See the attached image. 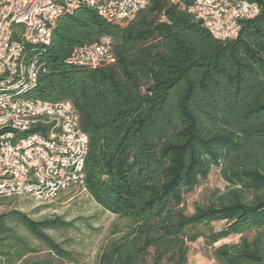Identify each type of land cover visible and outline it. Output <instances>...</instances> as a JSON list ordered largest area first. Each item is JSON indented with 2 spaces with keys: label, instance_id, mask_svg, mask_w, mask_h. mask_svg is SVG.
Listing matches in <instances>:
<instances>
[{
  "label": "trees",
  "instance_id": "1",
  "mask_svg": "<svg viewBox=\"0 0 264 264\" xmlns=\"http://www.w3.org/2000/svg\"><path fill=\"white\" fill-rule=\"evenodd\" d=\"M250 1L259 14L226 41L193 19L192 0H148L124 25L82 3L56 19L21 96L73 105L88 137L84 191L131 221L94 264H187L198 239L217 264H264V0ZM102 35L113 63H68ZM213 167L224 189L186 214V197ZM71 224L0 213V264H84L48 233Z\"/></svg>",
  "mask_w": 264,
  "mask_h": 264
},
{
  "label": "built area",
  "instance_id": "2",
  "mask_svg": "<svg viewBox=\"0 0 264 264\" xmlns=\"http://www.w3.org/2000/svg\"><path fill=\"white\" fill-rule=\"evenodd\" d=\"M80 3L124 25L148 0H0V197L46 204L62 192L85 190L88 137L73 105L21 96L39 75L37 52L49 44L56 19ZM187 10L212 37L226 41L236 38L241 22L256 17L260 7L250 0H192ZM114 60L106 35L75 47L67 59L90 68Z\"/></svg>",
  "mask_w": 264,
  "mask_h": 264
},
{
  "label": "rangeland",
  "instance_id": "3",
  "mask_svg": "<svg viewBox=\"0 0 264 264\" xmlns=\"http://www.w3.org/2000/svg\"><path fill=\"white\" fill-rule=\"evenodd\" d=\"M224 187L219 168L213 167L206 182L186 197L185 213L191 214L195 203L206 201L213 191L223 190ZM12 209L24 211L35 220L58 216L64 221L71 222L66 229L49 230L48 233L64 247L75 252L84 264H94L104 246L117 238L131 223L127 218L104 210L81 190L66 192L46 204H38L24 197H12L0 202V213ZM19 231L28 235L23 228H19ZM31 240L34 246L43 249V245L34 239ZM187 264L217 263L213 260L211 247H206L203 240L198 239L189 244Z\"/></svg>",
  "mask_w": 264,
  "mask_h": 264
}]
</instances>
